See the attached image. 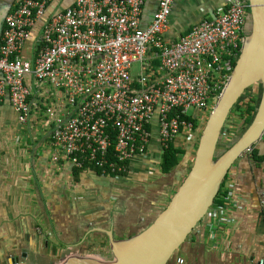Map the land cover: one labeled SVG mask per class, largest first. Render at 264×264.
<instances>
[{"label": "built area", "instance_id": "1", "mask_svg": "<svg viewBox=\"0 0 264 264\" xmlns=\"http://www.w3.org/2000/svg\"><path fill=\"white\" fill-rule=\"evenodd\" d=\"M55 1L14 0L0 43V102L9 99L20 123L32 113L28 79L59 94L60 104L46 109L53 160L121 177L148 154L154 137L162 153L180 139L193 144L240 56L249 0H223L213 19L175 42L165 38L175 0H159L147 26V0H75L49 11ZM39 22L40 46L26 59L23 49ZM225 191L201 222L211 240L234 222L228 208L234 185L226 182Z\"/></svg>", "mask_w": 264, "mask_h": 264}, {"label": "crops", "instance_id": "2", "mask_svg": "<svg viewBox=\"0 0 264 264\" xmlns=\"http://www.w3.org/2000/svg\"><path fill=\"white\" fill-rule=\"evenodd\" d=\"M74 1L56 0L49 11L63 10ZM13 2L0 1V43L4 16ZM158 2L147 0L144 26ZM222 5L223 0H175L165 38L179 40L195 25L213 19ZM41 27L42 22L37 23L23 49L24 58L37 52ZM28 81L32 113L27 123L18 121L8 98L0 102V264L15 258L29 264H60L72 254L103 257L111 252L109 240L96 229L112 230L116 239L129 238L149 225L154 197L172 194L171 173L160 172L157 137L147 155L130 162L125 176H98L88 170L76 177L65 159L53 160V125L46 109L60 104L59 94L47 83ZM254 148L262 160H254L250 150L227 176L236 192L228 205L234 222L221 227L215 240L210 239L207 221L200 224L172 264L264 260V139Z\"/></svg>", "mask_w": 264, "mask_h": 264}, {"label": "water", "instance_id": "3", "mask_svg": "<svg viewBox=\"0 0 264 264\" xmlns=\"http://www.w3.org/2000/svg\"><path fill=\"white\" fill-rule=\"evenodd\" d=\"M249 6L247 34L240 56L207 118L190 170L167 206L146 228L126 239H116L112 230L96 229L108 237L113 260L104 261L90 255L72 254L60 264H169L215 204L232 167L263 140L264 0H249ZM255 85L261 86V94L250 123L230 147L219 155V143L230 115L245 93ZM9 264L29 263L15 258ZM256 264H264V260Z\"/></svg>", "mask_w": 264, "mask_h": 264}, {"label": "rangeland", "instance_id": "4", "mask_svg": "<svg viewBox=\"0 0 264 264\" xmlns=\"http://www.w3.org/2000/svg\"><path fill=\"white\" fill-rule=\"evenodd\" d=\"M134 69H135V71H137L138 70V65H135ZM252 93H255L258 96V98H259V95L261 94V86L260 85H255L254 87L250 88L245 93V95L242 97L241 102L244 101L245 99H247L249 97V95H251ZM217 101L212 105V108L208 112L203 114L201 122L199 123V126H198L197 139L193 143V145L184 143L183 141H181V139H180V141H178L180 143V145H182L189 152L188 163H191L193 161L195 150L197 148L195 145H198V141H199L201 132H202V130L204 128V125H205V123L207 121V118H208L209 114L211 113L212 109L214 108V106L216 105ZM238 112H239V110L233 111V113L229 117V121L227 123V126H228V128L230 126L231 130L228 131V129H227V131H225L224 136H223L221 142L219 143L218 154L221 153L229 145H231L232 142H234L235 139H237L243 133L245 128L247 127V125L243 126V122L244 121L242 120V118H240L237 115ZM181 168L182 167L177 168V170H174V172L171 173V175H170L171 178H172V183L171 184L173 186L172 187V194H173V192H175L178 189V187L180 186V184L182 183V181L184 180V178L186 177V175L188 173V172L185 171V173L182 174V177L179 180L177 177H178V175H180L182 173L181 172ZM176 178L179 181H177ZM172 194L166 195L167 198H165L166 196L165 197H158V196L154 197L155 204L151 205L152 213L150 215V219H149L148 224H150L157 217V215L167 206L168 202L170 201L171 197L173 196ZM157 199L159 201H157ZM180 249L175 253V255L173 256V259L178 255ZM95 258H97V257H95ZM98 259L104 260V261H111V260H113V255H112L111 252H108L107 255H103V257H98ZM172 260L169 262V264H172Z\"/></svg>", "mask_w": 264, "mask_h": 264}, {"label": "trees", "instance_id": "5", "mask_svg": "<svg viewBox=\"0 0 264 264\" xmlns=\"http://www.w3.org/2000/svg\"><path fill=\"white\" fill-rule=\"evenodd\" d=\"M257 102H258V96L255 93H252L251 95H249V97L247 99H245L244 101L239 103V105L237 107H235V109L233 110V111L239 110L240 118H242V120L244 121L243 126L250 123V121H251V119H252V117L256 111ZM190 120L194 121L193 118H190ZM196 123H197V121H196ZM191 145H193V144H191ZM195 146L197 147V145H195ZM229 147H230V145L227 148H225L221 153H219V155H221L223 152H225ZM254 147L251 149L250 155H252V157L256 161L262 160V157L258 156V151H256ZM188 160H189V152L187 151V149H185L182 145H180L178 143L177 144L172 143V144H170V146L167 149L164 150V152L161 155V160H160V164H159L160 172L164 175H167V174L173 173L174 170H177V168L182 167L181 168L182 173L180 175H178V177H177L178 179H180L182 177V174L185 173V171L189 172V170H190L192 162L188 163ZM74 169L76 170L75 171L76 177H78V175L80 173L88 171V170L94 172L98 176H102L101 169H98V168L93 167V166L85 167L84 169H76V168H74ZM226 180H227V178H226ZM226 180L223 183V185L221 186V190H220L217 198L215 199L216 204H222L223 203V197L226 196V191H225ZM174 193L175 192H173V194Z\"/></svg>", "mask_w": 264, "mask_h": 264}]
</instances>
